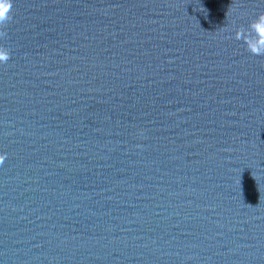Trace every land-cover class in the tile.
Segmentation results:
<instances>
[{"label": "water", "instance_id": "1", "mask_svg": "<svg viewBox=\"0 0 264 264\" xmlns=\"http://www.w3.org/2000/svg\"><path fill=\"white\" fill-rule=\"evenodd\" d=\"M0 264H264V0H12Z\"/></svg>", "mask_w": 264, "mask_h": 264}, {"label": "clouds", "instance_id": "2", "mask_svg": "<svg viewBox=\"0 0 264 264\" xmlns=\"http://www.w3.org/2000/svg\"><path fill=\"white\" fill-rule=\"evenodd\" d=\"M13 19L12 0H0V38L7 37V25ZM232 31L230 37L242 41L245 50L253 56H264V12H260L249 21L246 27H236L234 30L225 26L220 32ZM10 59V52L6 47L0 46V64H6ZM6 159V154H0V164Z\"/></svg>", "mask_w": 264, "mask_h": 264}]
</instances>
